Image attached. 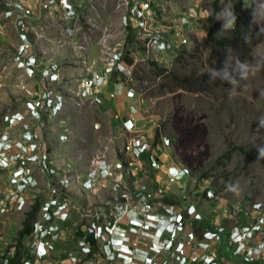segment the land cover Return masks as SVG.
<instances>
[{
  "label": "rangeland",
  "instance_id": "rangeland-1",
  "mask_svg": "<svg viewBox=\"0 0 264 264\" xmlns=\"http://www.w3.org/2000/svg\"><path fill=\"white\" fill-rule=\"evenodd\" d=\"M29 1L33 9H37L35 4L38 0ZM130 1L75 0L79 8L76 22L65 19L58 11L45 13L31 23V43L33 50L41 56L40 67L46 68L48 63L59 66L62 80L59 91L67 95L60 116L44 114L40 121L34 123L25 113L24 103L39 84L35 79H25L13 64L18 36L13 19L2 18L6 10L9 11L7 15L13 14L18 3L17 0H0V79L4 83L0 91V133H8L24 147L27 145L22 132L24 124L33 127L35 124L36 131L40 130L44 140L40 148L46 151L48 148L52 159L50 165L59 169V175L49 176L42 172L39 163L7 160L9 167L0 170V190H16L10 184L12 170L20 167L26 169L35 181L33 191H24L31 200L0 218V254L5 253L17 239V232L22 229L36 197L40 202L47 199V184L51 181L56 183L58 177H67V195L74 206L69 213V221L61 223L62 233L68 234L66 241L76 239V229L78 233L84 231L83 217H90L95 210L105 209L115 194L114 174L117 167L114 163L127 157L122 149L131 137L116 127L118 120L109 117L110 129L109 118L106 117L108 113L101 108L111 101L101 97L95 105L79 101L75 96L80 79L87 76L90 70L102 69L103 56L111 62L107 55L110 52L122 54L120 63L125 69L121 76H117L113 71L116 68H110L106 84L102 87L103 96L108 92L122 95V89L115 87L119 84L131 86L135 92L133 97L126 96L127 107L140 112L135 129L147 133L155 146H161L162 138H167L169 146L160 148V151L154 149V154L160 156L162 152L165 167L179 165L184 170L181 180L174 182L163 172L153 173L143 165L137 177L127 176L125 187L151 191L159 185V189L168 190L165 203L175 207L176 216L184 223L183 231L176 233L175 243L191 237L196 249L199 246L197 243L204 240L203 233L213 232L211 226L217 219L214 215H220L226 209V218L222 219L225 231L218 240H205L209 244L207 250L204 254L202 250L197 254L210 256L213 253L214 259L219 256L229 262H238L229 246V234L239 222L248 225L263 223L255 239L264 242V77L261 71L264 62V0H240L241 15L260 33L251 61L241 65L226 61L223 66L219 62L221 56L207 41L215 0H150L152 10L143 12L145 20L136 30L139 35L135 39L123 19L129 13L130 5H127ZM236 1L217 2L216 21L220 27L223 25L220 22L222 18L227 19L229 13L234 12ZM127 21L134 29V19L127 18ZM171 27L175 31L174 37H171ZM165 31L173 45L183 42L180 56L173 51L160 52V47L151 41L155 34ZM108 65L111 66V63ZM160 69L164 71L160 73ZM172 76L185 79L187 88L175 87ZM12 115L20 116V120L12 128H7L3 119ZM60 119L66 122V131L57 127ZM61 135H65L66 139L59 142ZM18 147L8 151L7 155L23 157L24 148L19 144ZM98 159L111 163L112 177L97 180L92 189L84 190L76 181L84 178L90 170H95L94 162ZM208 193H213L217 199L208 197ZM189 205H193L202 216L201 221L197 222L194 216L187 214ZM160 214H164V209ZM129 217L142 218L141 206ZM152 237V231L147 228L146 232H140L138 239L148 249L155 242ZM163 237L167 238L169 234L164 231ZM61 243L62 237L55 242V248L65 249ZM173 248L166 252V256H157L156 260L174 264ZM186 252L193 257L190 248Z\"/></svg>",
  "mask_w": 264,
  "mask_h": 264
},
{
  "label": "built area",
  "instance_id": "built-area-1",
  "mask_svg": "<svg viewBox=\"0 0 264 264\" xmlns=\"http://www.w3.org/2000/svg\"><path fill=\"white\" fill-rule=\"evenodd\" d=\"M17 3L18 6H16L13 14L7 15L9 11L6 10L2 18L13 19L18 36V43L12 56L13 64L16 65L17 70L25 79H35L36 83L39 84L24 103L25 113L30 121L35 123L37 120L40 121L44 114H48L49 117L60 116L61 112L64 111L67 95L64 91H59L62 82L59 76V66L48 63L46 68L41 69V56L33 50L31 43L30 25L33 21L44 16L43 14L58 11L65 19L69 18L76 22L79 8L75 0H38L35 4L37 9H33L32 2L29 0H17ZM151 4L150 0H131L130 4L127 5H130L129 13L123 17L126 20L125 26L128 25L127 18H133L136 22L134 29H139L142 20H145L143 12L150 11ZM189 10L191 9H187V11ZM1 29L0 24V31ZM170 30L173 31L171 37H174V29L171 27ZM138 35L137 32V37ZM168 36L167 31L158 33L153 36L151 41H154L155 45L160 47L159 51L164 54L173 51L175 55H180L179 52L183 50V42H177L173 45ZM107 55L110 56L111 66L108 65L110 63L107 58L103 56L101 59L104 63L102 69L90 70L87 76L80 79V87L75 95L79 101H89V103L97 105V101L104 97L102 87L106 84L110 68H116L113 71L117 76L124 73L125 67L120 63L122 54L110 52ZM3 86L4 83L0 79V90ZM117 87L124 90L127 95H134V89L125 83L119 84ZM115 96L116 93H108L105 98L113 99ZM133 114V117L125 120L122 125L123 132L129 134L131 138L122 149V153L127 157L118 159L114 163L115 167L118 168H115L117 173L114 174L115 194L105 209L95 210L90 217H83L84 231L78 233L76 229V239L71 242L66 241L65 237L68 234L62 233L61 223L69 221V213L73 211L74 206L69 195H67V177H58L59 181L56 183L51 181L47 184L48 198L40 202L37 196L33 203H38V209L31 221V232L28 239L23 242L21 248L18 247L17 239L11 246L7 247L6 252L0 254V264H7L15 256L18 248L20 264H169L168 261L158 262L156 257L166 256V252L171 251L173 247V260H176L174 264H264V242L262 239H255V234L260 231L263 223L248 225L239 222L231 228L229 246L233 257L238 262H229L219 256L214 259L213 253L210 256L203 255L209 246L206 241L218 240L225 231V227L222 226V219L226 218L224 214L227 212L226 209L222 210L220 215H214V218L217 219L211 226L214 229L213 232H204L202 236L204 240L197 243L199 246L196 249L195 241L191 237L175 243L176 233L183 231L184 223L183 221L180 222L176 216L175 207L171 203H165L168 190L159 189V185L155 190H137L138 192L125 187L127 176L133 177V179L137 177L143 165L153 173L163 172L166 178L174 182H179L184 174L183 168L179 165L165 167L163 159L153 152L154 149L160 151V148L168 147L170 141L167 138H162L161 146L153 145L147 133L137 132L135 129L138 119L135 115L136 112ZM3 120V124L7 128H12L20 120V116H6ZM24 125L22 132L24 139L27 140V145L24 147L20 142L17 143L13 138H10L8 133H0V170L9 167L8 161L16 160L20 163L19 160H22L26 163H39L42 166V172L49 176L57 175L59 169L50 165L52 159L50 160L48 148L47 151L40 148L44 142L40 130L36 131L35 124L34 127L27 123ZM57 127L60 130H67L65 129L67 127L66 122L63 119L58 120ZM65 137V135H61L58 141H64ZM18 144L24 148L25 155L23 154V157L19 156L18 158L14 155L8 156L7 152L14 147L19 148ZM161 154L162 152L159 155ZM94 163L95 170H90L84 178H79L76 181V184H79L84 190L92 189L97 180H107L112 177L111 163L102 159H98ZM26 171L23 167L12 170L13 177L10 184L15 187V191L0 190V218H3L11 210L19 209L23 202L31 200V197L24 191L34 189L35 181ZM18 187L20 189L17 190ZM198 193L203 195L201 191ZM208 194V197L217 199L213 193ZM139 205L143 209V217H129V214L137 210ZM162 209H164V214H160ZM186 212L194 216L195 221L202 220V216L196 212L193 205H189ZM244 215L248 216L245 212ZM147 228L152 231L154 235L152 238L155 240L148 246V249L138 239L140 232L143 230L146 232ZM164 231L169 234V237H163ZM1 235L2 232L0 231ZM61 237V247L65 245V249L58 250L55 248V242ZM189 248L193 257L187 255L186 249ZM200 250L203 251V254L196 253ZM165 256H163L164 259Z\"/></svg>",
  "mask_w": 264,
  "mask_h": 264
},
{
  "label": "trees",
  "instance_id": "trees-1",
  "mask_svg": "<svg viewBox=\"0 0 264 264\" xmlns=\"http://www.w3.org/2000/svg\"><path fill=\"white\" fill-rule=\"evenodd\" d=\"M213 2L214 13L212 18V27L209 29L207 34V41H210L214 46V51L217 55H220V65L223 66L226 61L231 64L241 65L248 63L252 59V50L260 41V33L248 23L243 15H241L240 0L233 4V13L226 19L222 18L220 21L223 25L228 24V21L234 17V21L231 27H225L222 25L220 27L219 22H217V2ZM128 24L126 27L129 28L132 38H137V32L135 29L130 27ZM135 31V32H134ZM180 56V55H178ZM164 70L160 69L159 72ZM262 75L264 77V62L261 67ZM173 80L175 82V87L177 88H187L185 79H178L174 76ZM38 209V203L33 204L31 212L27 214V219L23 222L22 229L17 232V242L18 247H22L23 242L26 241L31 232V221L35 217V213ZM7 264H20L19 258V248L13 258L9 260Z\"/></svg>",
  "mask_w": 264,
  "mask_h": 264
},
{
  "label": "crops",
  "instance_id": "crops-1",
  "mask_svg": "<svg viewBox=\"0 0 264 264\" xmlns=\"http://www.w3.org/2000/svg\"><path fill=\"white\" fill-rule=\"evenodd\" d=\"M65 37H67V36H65ZM112 83H114V82H112ZM114 86H115V83H114ZM115 87H117V86H115ZM108 93H105L104 99L106 101H109V102L111 101V102L108 104V106H104V108H101V109H103V111L106 110V112L108 113V115L106 116L107 118L110 117L111 119L118 120V125H116V127H118V129H121V131H123V126H122L123 122L125 120L129 119L130 117H133L134 112H136L135 115H137V116H138V114H140V112L137 109H132V111L129 110V108L127 107V100H126L127 99L126 96H128V95L125 93L124 90H122V93H121L122 95H120V94H119V96L116 95L113 99H108V98L106 99L105 98V97H107ZM112 93H114V92H112ZM131 97H133V96H131ZM101 109H100V111H101ZM110 118L108 119V122H109L110 129H112V126H111L110 121H109ZM135 126H137V124H135ZM159 157H161L163 159L164 156H162V154H161Z\"/></svg>",
  "mask_w": 264,
  "mask_h": 264
},
{
  "label": "clouds",
  "instance_id": "clouds-1",
  "mask_svg": "<svg viewBox=\"0 0 264 264\" xmlns=\"http://www.w3.org/2000/svg\"><path fill=\"white\" fill-rule=\"evenodd\" d=\"M229 15H231V14L229 13ZM233 21H234V17H232V19H230V20L228 21V24L226 25V27H231L232 24H233Z\"/></svg>",
  "mask_w": 264,
  "mask_h": 264
}]
</instances>
